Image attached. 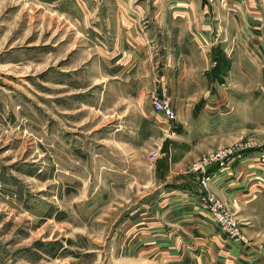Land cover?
I'll list each match as a JSON object with an SVG mask.
<instances>
[{
	"label": "rangeland",
	"instance_id": "374dc122",
	"mask_svg": "<svg viewBox=\"0 0 264 264\" xmlns=\"http://www.w3.org/2000/svg\"><path fill=\"white\" fill-rule=\"evenodd\" d=\"M166 3L0 0V264H233L241 256L252 261L239 264H264L261 215L250 210L255 221L246 220L245 207L217 197L207 170L225 166L240 145H253L248 155L264 150V123H245V104L264 85V57L244 65L250 76L229 75L216 51L219 89L192 91L162 122L148 103L160 89L156 62L120 54L130 51L124 29L156 26ZM224 148L222 165L191 171ZM172 149L183 173L169 171ZM200 177L201 190L185 179ZM209 199L232 230L215 223Z\"/></svg>",
	"mask_w": 264,
	"mask_h": 264
},
{
	"label": "crops",
	"instance_id": "0c3cea01",
	"mask_svg": "<svg viewBox=\"0 0 264 264\" xmlns=\"http://www.w3.org/2000/svg\"><path fill=\"white\" fill-rule=\"evenodd\" d=\"M166 1L168 4L156 11V26L149 25L148 29L143 30L133 21L131 24L136 25L135 27L127 26L124 29L123 39L125 42L127 39L130 51L128 54L124 51L120 55H123L125 62H156L158 73L156 76L152 74L153 85L156 88H166L175 113L184 109L183 105L192 91L211 87L219 89L222 85V67L216 59V51H221L220 61H225L229 75L236 69L238 76H250L254 68L253 63L260 62L264 57V0H226L219 3L221 7L207 8H201L194 2L187 4L188 0H173L174 4ZM211 47L213 49L210 51ZM239 64L241 68H238ZM152 68L153 64L150 63L149 71H152ZM253 92L257 94L256 98L245 104L248 116H251L245 123L251 126L262 125L264 85ZM148 103L150 111L161 118L162 122L169 121L152 110L150 100ZM251 146L253 147L249 143L240 145L241 153L231 157L225 166L211 165L207 170L210 175H217V180L209 189L217 197H226L230 205L238 211L245 207V219L253 222L255 216L250 214V210H253V213L256 211L261 215L259 218L264 220V164H259L255 159L257 152L251 153V156L247 154L252 150L249 149ZM236 150L238 152V148ZM180 164L181 158L176 159L174 150H170V173H183L180 167H173ZM185 179L195 189L199 188L195 179ZM258 231L264 234V228ZM237 250L236 247L232 249L236 256L240 253ZM245 257L241 256L248 263L252 261ZM240 259L237 258L233 264L243 262Z\"/></svg>",
	"mask_w": 264,
	"mask_h": 264
},
{
	"label": "built area",
	"instance_id": "2783aa9c",
	"mask_svg": "<svg viewBox=\"0 0 264 264\" xmlns=\"http://www.w3.org/2000/svg\"><path fill=\"white\" fill-rule=\"evenodd\" d=\"M219 1L224 2V0H219ZM149 99H150V104H151V108L153 111L160 113L162 117H164V119L166 120H170L174 118V112L171 107L169 98L167 96L166 88L160 87L159 91H156V90L152 91L150 93ZM149 154H150V157L153 158L156 154V151L152 150L149 152ZM230 154H231L230 148H224L221 150H217L213 152L211 155H208L207 157H203L200 160H197L196 162H194L191 165L190 169L192 172H196V171L201 172L211 162H218L219 165H222L224 160ZM256 159L260 163H264V150L258 151L256 153ZM205 181H206V178H202V177H200L199 180L197 181V184L200 190L203 184L205 183ZM211 199L214 200L213 198ZM211 199H209V201H211ZM210 208L213 212V215H212L213 219L217 225L223 228H230L231 230L233 229V222L231 218L228 216V214L223 212V210L219 209L218 206L213 202L211 203ZM231 234L235 235V232L231 231Z\"/></svg>",
	"mask_w": 264,
	"mask_h": 264
}]
</instances>
